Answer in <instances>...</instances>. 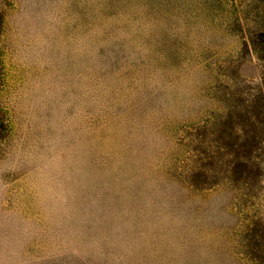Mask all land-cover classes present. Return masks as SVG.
Instances as JSON below:
<instances>
[{
  "label": "rangeland",
  "instance_id": "rangeland-1",
  "mask_svg": "<svg viewBox=\"0 0 264 264\" xmlns=\"http://www.w3.org/2000/svg\"><path fill=\"white\" fill-rule=\"evenodd\" d=\"M0 264H264V0H0Z\"/></svg>",
  "mask_w": 264,
  "mask_h": 264
}]
</instances>
